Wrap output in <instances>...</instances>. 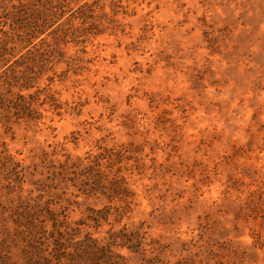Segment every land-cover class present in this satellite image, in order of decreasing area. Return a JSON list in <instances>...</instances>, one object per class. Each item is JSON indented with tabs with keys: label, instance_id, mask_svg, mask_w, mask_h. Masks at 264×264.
Wrapping results in <instances>:
<instances>
[{
	"label": "rangeland",
	"instance_id": "rangeland-1",
	"mask_svg": "<svg viewBox=\"0 0 264 264\" xmlns=\"http://www.w3.org/2000/svg\"><path fill=\"white\" fill-rule=\"evenodd\" d=\"M56 242L264 264V0H0V264Z\"/></svg>",
	"mask_w": 264,
	"mask_h": 264
},
{
	"label": "trees",
	"instance_id": "trees-1",
	"mask_svg": "<svg viewBox=\"0 0 264 264\" xmlns=\"http://www.w3.org/2000/svg\"><path fill=\"white\" fill-rule=\"evenodd\" d=\"M61 244L62 243L56 242L55 243L56 246L54 247V250H56L57 256L58 255L66 256V258L69 260V263H66V264H81V260L84 259L81 256H84L85 258L88 257L89 252H87V250L84 248L79 250L78 247H76V248H73L72 252H68L66 250L67 246H65L63 248V250L59 251ZM86 247L91 249V252L93 251L92 248L89 247L88 245ZM107 251H109V250L107 249ZM57 256L55 257V259L58 261L59 259H57L58 258ZM107 256H108V258H111L112 255L108 254ZM82 264H84V263L82 262ZM116 264H118V263H116Z\"/></svg>",
	"mask_w": 264,
	"mask_h": 264
}]
</instances>
